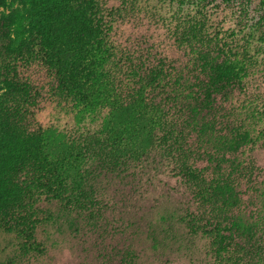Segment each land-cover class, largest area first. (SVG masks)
Segmentation results:
<instances>
[{"label": "rangeland", "instance_id": "rangeland-1", "mask_svg": "<svg viewBox=\"0 0 264 264\" xmlns=\"http://www.w3.org/2000/svg\"><path fill=\"white\" fill-rule=\"evenodd\" d=\"M99 3L114 12L108 44L115 53L104 68L105 77L95 84L87 82L85 89L89 90L83 93L58 92L54 72L40 58L29 56L15 62L14 76L27 87L30 100L14 102L19 110L14 125L19 131L11 134L12 142L23 145L25 140L19 133H31L41 140L43 149L47 147L49 155L64 157L65 150L88 146L85 156L80 152L78 158L68 162L72 171L81 175L74 186H79L81 199L88 202L85 197H89L90 206L97 211L68 206L64 196L54 200L42 196L41 219L31 245L0 227V264H264V0ZM7 16L15 21L11 38L18 46L31 29V0H0V22ZM195 26L210 41L233 45V59L241 63L242 87L231 101L222 99L225 108L230 109L216 120L214 134L225 135L233 127L249 131L252 136L249 144L233 156L251 165L257 176L254 190L259 197L257 194L250 207L255 217L251 221L255 220L258 230L255 245L236 240L224 250L217 222L212 217L207 220L204 213L217 206H201L193 188L178 174L171 151L164 152V146L143 134L141 128L153 114L155 118L158 109L177 113L181 104L187 107L189 101L172 100L176 88L167 82L156 95H150L156 110L147 116L150 109H143L147 96H142L145 104L128 96L142 85L138 79L134 84L125 83V65L129 63L123 57H132L134 63L151 60L153 64L164 59L167 74L171 66L176 73L189 75L191 55L180 36L186 28ZM161 71L160 82L166 68ZM165 83L166 78L159 84ZM5 93L0 78V96ZM118 148L146 149L142 164L130 175L120 170L112 172L104 162L105 156L116 155ZM213 149V145H205L200 151ZM200 151L195 153L198 163L202 161ZM86 168L92 173L81 183ZM245 183H238L239 193L224 213L242 214L248 224Z\"/></svg>", "mask_w": 264, "mask_h": 264}, {"label": "trees", "instance_id": "trees-1", "mask_svg": "<svg viewBox=\"0 0 264 264\" xmlns=\"http://www.w3.org/2000/svg\"><path fill=\"white\" fill-rule=\"evenodd\" d=\"M31 11V29L18 46L11 38L14 19L7 16L0 22V78L6 91L0 96V227L15 232L19 238L23 237L20 240L30 245L41 219L39 200L42 196L51 200L64 196L66 205L89 212L90 209L97 211V208L90 206L89 197H85L88 202L81 199L83 194L78 192L79 186L74 187L81 175L72 171L68 162L72 157L78 158L80 152L85 156L89 152L88 146L78 147L77 151L65 150L63 157L49 155L47 147L43 149L41 140L32 137L31 133H19L20 139L25 140L23 145L12 142L11 134L19 131L14 125L19 118L14 102L30 100L27 87L14 76L13 65L29 56L38 57L48 70L54 72L55 90L83 93L89 90L85 89L87 82L95 84L105 77L104 68L113 61L115 53L108 44L114 12L104 9L99 0H31ZM202 33L201 28L195 26L186 28L180 36L191 55L189 75L176 73L171 66L167 74L164 59L153 61L154 64L151 60L134 63L132 57L125 55L123 58L129 63L125 65V83L134 84L138 79L142 85L128 96L137 97L143 104V98L147 96L143 108L150 109L147 116L156 110L150 95H156L158 89L168 85L167 82L176 88L172 100L189 101L187 107L180 103L182 108L173 114L172 109L157 108L155 118L153 114L152 120L149 118L141 128L143 134L164 146V152L171 151L178 174L193 188L195 200L201 206L208 203L217 206V209H205L204 213L207 220L212 217L217 222L219 241L224 250L236 240H248V244L255 245L258 230L255 220L251 221L255 217L250 207L257 194L259 197L254 190L257 176L251 165L240 163L233 156L249 144L252 136L249 131L233 127L228 128L225 135L214 134L216 120L223 118L230 109L225 108L222 99L231 101L234 92L242 87L241 63L233 59V45L210 41ZM163 68L166 73L161 82L166 78V83L160 86L159 75ZM192 71L195 74L190 77ZM90 95L94 97L92 93ZM205 145H213V152L200 151ZM145 150L118 148L116 155L110 153L104 162L112 172L120 170L124 175H130L134 167L137 169L142 164ZM198 151L199 159H202L199 163L195 156ZM91 173L90 168H86L81 183ZM243 181L248 184V224L242 214L226 216L224 213L227 204H232L239 193L238 183Z\"/></svg>", "mask_w": 264, "mask_h": 264}]
</instances>
